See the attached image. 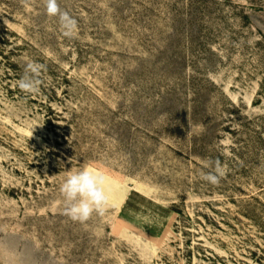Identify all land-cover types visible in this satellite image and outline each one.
Instances as JSON below:
<instances>
[{"label": "rangeland", "instance_id": "rangeland-1", "mask_svg": "<svg viewBox=\"0 0 264 264\" xmlns=\"http://www.w3.org/2000/svg\"><path fill=\"white\" fill-rule=\"evenodd\" d=\"M58 3L75 39L0 0V264H264V0ZM84 168L110 206L80 223L59 189Z\"/></svg>", "mask_w": 264, "mask_h": 264}, {"label": "clouds", "instance_id": "clouds-1", "mask_svg": "<svg viewBox=\"0 0 264 264\" xmlns=\"http://www.w3.org/2000/svg\"><path fill=\"white\" fill-rule=\"evenodd\" d=\"M46 14L58 19L62 35L75 39L78 35V21L66 10H62L58 0H43ZM46 66L37 62H28L24 66L23 75L16 82L17 87L26 94L36 95L41 91L42 71ZM204 167L208 172L201 171L200 178L212 185H218L226 176V167L220 160L208 161ZM106 177L102 172L84 168L66 177L60 185L63 197L64 214L72 221L84 223L93 214L104 216L109 208V195L105 189Z\"/></svg>", "mask_w": 264, "mask_h": 264}]
</instances>
